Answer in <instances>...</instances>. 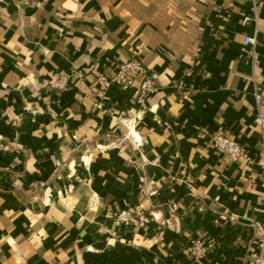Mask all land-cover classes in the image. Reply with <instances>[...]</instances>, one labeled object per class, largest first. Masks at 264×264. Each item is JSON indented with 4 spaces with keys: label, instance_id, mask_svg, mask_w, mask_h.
I'll use <instances>...</instances> for the list:
<instances>
[{
    "label": "crops",
    "instance_id": "crops-1",
    "mask_svg": "<svg viewBox=\"0 0 264 264\" xmlns=\"http://www.w3.org/2000/svg\"><path fill=\"white\" fill-rule=\"evenodd\" d=\"M131 56L157 89L138 105L113 83L101 99L99 77ZM255 84L264 0H0V264H257ZM131 118L139 141L117 142ZM219 132L252 162L219 153ZM197 238L209 256L184 252Z\"/></svg>",
    "mask_w": 264,
    "mask_h": 264
},
{
    "label": "built area",
    "instance_id": "built-area-1",
    "mask_svg": "<svg viewBox=\"0 0 264 264\" xmlns=\"http://www.w3.org/2000/svg\"><path fill=\"white\" fill-rule=\"evenodd\" d=\"M255 1V0H252ZM247 42H255L252 37H246ZM142 74L141 82L135 84V75ZM70 77L69 72H58L53 74L49 83L52 86L58 88H64ZM117 84L122 89L133 88L134 89V101L136 104L141 105L144 103L148 96L152 94L158 87V81L155 75L148 72L143 61L137 56H131L130 58L123 60L118 63L112 76H100L99 84L100 88L97 90L99 97L102 99L104 97V90L110 84ZM180 85V84H179ZM253 96L256 103L257 112L254 117V121L259 127L263 148H264V92L261 86L255 84L253 89ZM101 100L97 103L101 106ZM135 123L136 119L131 118L128 122L125 121L126 132L121 139L117 142L124 141L126 138L131 137L136 142L138 138L135 135ZM212 146L221 154L230 158L233 161L250 163L252 159L250 157L247 147L239 142L235 137L224 133H215L211 137ZM147 161V159H144ZM133 212L130 209H122L118 211L116 219L124 224H130L132 222ZM215 246V241L206 240L202 238L192 239L184 246V252L191 255L194 258L206 257L211 254L213 247ZM253 259L257 264H264V231L263 236L259 241L258 250L253 252Z\"/></svg>",
    "mask_w": 264,
    "mask_h": 264
}]
</instances>
